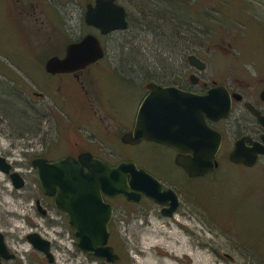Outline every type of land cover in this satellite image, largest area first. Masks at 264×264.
<instances>
[{"label":"rangeland","instance_id":"374dc122","mask_svg":"<svg viewBox=\"0 0 264 264\" xmlns=\"http://www.w3.org/2000/svg\"><path fill=\"white\" fill-rule=\"evenodd\" d=\"M89 1L23 0L27 12L22 15L19 4L14 9L11 1L0 0V155L25 178L24 186L15 188L0 170V230L17 258L26 264H195L200 251L201 264H264L263 159L257 167L246 168L221 158L219 169L211 175L192 179L175 169L165 148L127 145L126 158L153 168L170 183H185L180 208L185 214L176 217L183 220L181 224H174L149 200L117 198L115 214L121 218L109 227L108 237L119 256L115 262L80 250L72 229L43 228L33 206L40 186L30 160L40 138L49 137L53 154L62 151L54 141H70L76 135L72 126L55 128L52 123L46 124L45 132L41 126L40 132L41 114L44 108H85L81 98L67 97L64 103L43 86L52 77L43 63L88 32L82 15ZM118 2L126 9L128 27L100 36L106 48L102 61L123 62L127 82L120 85L111 76L93 83L100 90L95 93H108L126 115H133L145 92L143 72L164 79L181 75L183 46L205 62V76L225 81L256 71L264 74V0ZM54 42L62 46L54 49ZM118 67L114 64L112 70L119 78ZM32 91L43 95L37 98ZM30 231L52 240L54 262L29 243Z\"/></svg>","mask_w":264,"mask_h":264},{"label":"water","instance_id":"95a60500","mask_svg":"<svg viewBox=\"0 0 264 264\" xmlns=\"http://www.w3.org/2000/svg\"><path fill=\"white\" fill-rule=\"evenodd\" d=\"M85 22L99 28L101 33L125 29L128 26L126 11L117 0H94L87 3ZM104 54L99 39L92 33L85 34L78 41L65 47L62 57L53 55L45 61L50 73L71 72L100 59ZM191 64L202 67L201 60L194 54L188 55ZM154 84H148L153 87ZM230 109L228 92L222 87L211 88L207 94L195 95L178 90L174 86H159L144 97L133 129L123 135L128 143L141 139L153 140L188 152L190 158L181 154L176 157L190 176L211 171L216 165L215 154L221 136L204 121V114L212 119L226 116ZM259 145L251 152L242 153L238 145L230 153L235 162L247 165L255 162L257 153L263 152ZM79 159L89 172L83 173L81 165L71 156L47 162L44 157H34L31 165L36 168L42 190L53 194L56 205L69 215L77 246L95 257L115 262L118 254L108 244V222L112 215L110 203L102 200V194L115 197L123 195L128 201L138 202L143 195L159 204L170 202L164 213L170 214L178 204L177 195L171 189H162V184L132 160H122L109 165L89 153H82ZM11 163L0 155V170L8 174L13 186L21 188L25 179L18 170H11ZM31 245L42 251L52 261L50 241L38 232L26 235ZM9 258L4 235L0 231V257Z\"/></svg>","mask_w":264,"mask_h":264},{"label":"flooded vegetation","instance_id":"af4514ba","mask_svg":"<svg viewBox=\"0 0 264 264\" xmlns=\"http://www.w3.org/2000/svg\"><path fill=\"white\" fill-rule=\"evenodd\" d=\"M9 1H11V4L14 7V9L17 8V6L15 5L19 4L20 5V9L18 8L19 12L21 14L22 13L26 14L27 12L26 5L24 4L23 0H13V1L9 0ZM87 3L94 4V0L89 1ZM118 3L121 4L120 2ZM84 13L82 15V19L86 27L89 28L88 32H86L85 34L92 33L99 39V42L104 51L103 56L100 59L87 64L83 68H79L71 72L50 73L46 71L45 61L47 60V58L53 55H58L59 57L64 56L66 45L72 41H78L85 35L83 34L66 43L62 50V53H60V51L58 53L57 51L47 56V58L43 63L45 71L51 74L52 76L49 77L48 81L43 86L48 88L49 91L57 93L58 98L64 103L67 100V97L69 98L74 96L73 98H77V97L81 98L79 103L81 104L82 101H85L84 104L85 108H81V109H63L57 107L53 109L44 108L40 117L39 131L41 132V126H42V132H45L46 124L52 123L54 124L55 128H59L60 126L63 128L67 126H72L75 129V134H73V136L74 135L76 136L70 141H65L63 139H60L59 142L58 140L54 141V143L55 142L57 143L54 144L55 145L54 147L60 148L62 149V151L58 152L55 150V153L53 154L49 153L51 149L53 150V148L50 147L51 140L49 142V137L45 139L42 137L39 140V149L34 152L32 158L40 156V157H44L47 162H53V161H57L62 157L71 156L81 165L83 173L89 172V169L85 165H83V163L79 159V156L82 153H89L93 157L99 158L109 165H116L122 160H132L136 163L138 168H143L145 171H147L152 176H154L162 184L163 190L171 189L177 195L178 198L177 206L172 211H170L169 215L168 214L166 215L164 212L168 208H170V204H169L170 202L166 204H159L156 203L154 200L148 198L147 196L143 195L140 201H138L137 203H141L144 200H149L155 203L156 205H158L160 213L168 216L169 219H171L174 222V224L177 225L181 224V222L183 221L181 220V218H176L177 215L181 214L182 216L185 214V212L180 211L184 199L183 188L185 187V183L178 181H173L174 183L173 182L170 183L168 180L165 179L163 175L157 174L153 170V168H149L144 164H139L130 157L126 158L125 147L127 145L135 146L138 144L146 143V144L157 145L162 148H165L166 151H168L169 154L171 155L170 156L171 164L175 167V169L180 170L184 176L192 179L211 175L213 172H215V170L219 169L221 158H224L223 160L228 163L244 166L246 168L257 167L260 163V160L261 159L264 160V151L257 153L256 160L251 165H247L243 161L235 162L230 158V153L232 152V150L235 148L236 145H238L239 150L242 153L253 151L254 147L257 145L264 148V74L260 75V73L256 71L255 73L250 74V76L248 77L229 78L228 80L225 81L217 80L215 78L205 76L204 75V71L206 70L205 62L196 53H192L191 51H189L187 47L183 46L182 69H181L182 72H180L181 75L179 77L175 78L174 75L171 76V78H166V79L159 77H152L145 75V73L142 71L143 68L140 69V72L141 71L143 72L142 73L143 76L141 77V80H145L144 83L145 92L138 101L137 108L135 109L133 115H126L125 111H123L120 108L117 102L114 99H112L111 96L107 95L108 93L102 94V96L100 93L97 92L95 93L94 91H100V90L96 89L97 86L94 85L93 83V81L103 78L111 79V76H114L120 85L125 84L127 82V80L125 81L126 70L123 62L102 61V59L106 55V48L103 45L102 40L100 38V36H105L115 31L124 32L126 31V28L113 30L103 34L100 32L99 28H97L94 25H89L85 22ZM126 18L128 21L127 12H126ZM58 45L60 46L59 43L54 42L53 48L56 49ZM190 54L196 55L201 60L202 63L201 68H198L194 64L190 63L188 59V55ZM186 61L188 62L187 64ZM114 64L119 65L118 67L119 78L116 77L115 72L112 70L114 68ZM110 68L112 71L108 70ZM106 70H108L109 72H106ZM148 84H154L155 86L148 87ZM159 86H174L180 91L192 93L195 95L207 94L211 88L217 86H222L228 92L230 98V109L226 116H222L219 119H212L208 117L206 114H204L205 123L212 129L219 132L221 136L220 145L214 157L216 161V165L208 173L201 175H194V176L188 175L186 170L176 162V157L179 154H181L185 158H190V154L187 151L180 153L177 149L171 146H167L162 143L148 139H141L137 143H128L123 140V135L126 132L131 131L135 125L139 113V108L144 97L147 95L150 89ZM32 95L37 98H40L43 95V93H41L40 91H32ZM94 104L96 105L94 106ZM43 128L45 129L43 130ZM59 136L61 135L58 134V137ZM66 142H69L68 146L66 147L67 149L63 150L64 145H67L65 144ZM4 157L8 162H10L6 156ZM31 160H30V164H31ZM33 168L36 171V168L35 167ZM13 169L15 168L12 166L11 170ZM120 197H123L126 201H128L126 197L123 195L109 197L102 194V200L104 202L110 203L112 207V215L108 222V227H110L113 223L118 221L119 218H121V216H116L115 214L116 206L114 202L117 198ZM128 202H132V201H128ZM33 206L39 213V216L41 218V224L44 226L43 228L72 229L68 213L62 210L61 208H59L55 203L54 195L45 193L42 190L41 186H40L39 194L37 196H34ZM141 213L146 214V212H141ZM0 231L4 235V240L8 247V253L12 254V256L9 258L1 256L0 264H26L21 262L17 258V252H15V250L13 251V249L10 247L8 241L6 240V234L2 230ZM38 233L42 237L50 241V250L52 252V258H53L51 262H54L55 254L53 248L55 247L54 244L52 243V240L48 237V235H44V234L42 235L40 232ZM75 244L77 245V241H75ZM36 250L40 252L47 259V256L42 251L38 249ZM85 253L88 256L95 257L92 253H87V252Z\"/></svg>","mask_w":264,"mask_h":264},{"label":"bare ground","instance_id":"6f19581e","mask_svg":"<svg viewBox=\"0 0 264 264\" xmlns=\"http://www.w3.org/2000/svg\"><path fill=\"white\" fill-rule=\"evenodd\" d=\"M201 255H200V251L199 253L196 255V263L195 264H201V259H200ZM175 259H173L174 261Z\"/></svg>","mask_w":264,"mask_h":264},{"label":"trees","instance_id":"16d2710c","mask_svg":"<svg viewBox=\"0 0 264 264\" xmlns=\"http://www.w3.org/2000/svg\"><path fill=\"white\" fill-rule=\"evenodd\" d=\"M0 116H3V114H0Z\"/></svg>","mask_w":264,"mask_h":264}]
</instances>
